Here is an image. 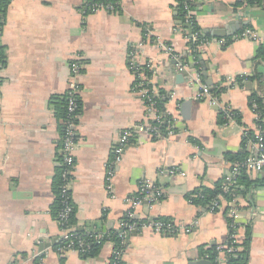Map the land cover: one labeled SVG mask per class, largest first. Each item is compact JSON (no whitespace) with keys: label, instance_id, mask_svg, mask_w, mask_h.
<instances>
[{"label":"crops","instance_id":"1","mask_svg":"<svg viewBox=\"0 0 264 264\" xmlns=\"http://www.w3.org/2000/svg\"><path fill=\"white\" fill-rule=\"evenodd\" d=\"M238 1L193 0L202 33L236 31L200 48L199 64L189 53V30L177 18L178 0H120L114 14H91L83 8L84 0L9 1L0 36V264H108V241L96 257L87 259L76 252L59 254L54 247L61 232L50 206L61 134L51 100L65 95L73 82L81 101L71 184L77 228L87 230L92 224L101 230L109 224L116 230L127 210L125 200L137 196L139 182L148 180L163 191V198L149 209L143 206L140 220L193 227L175 236L149 231L130 235L123 264H196L207 261L204 252L210 247L226 243L227 214L233 205L227 209L222 202L209 213L190 204L187 196L230 178L226 154L239 152L244 133L255 130L248 99L252 93L264 97V85L250 80L261 74L264 83V62L254 60L260 46L232 40L246 26L264 34V8H235ZM168 48L179 61L189 56V63L199 66L186 72L183 83L175 79L181 72L175 70ZM133 49L139 63L150 64L148 85L172 117L175 136L151 139L137 134L115 168L111 195L105 188L111 150L123 130L146 119L129 69ZM71 63L81 67L77 78L70 73ZM196 75L210 98L197 97V88L190 84ZM222 108L239 115L237 124H219ZM170 171L182 175L171 176ZM263 176L247 175L250 180ZM235 205L246 224L241 241L250 235L246 264H264V186L239 196Z\"/></svg>","mask_w":264,"mask_h":264},{"label":"built area","instance_id":"2","mask_svg":"<svg viewBox=\"0 0 264 264\" xmlns=\"http://www.w3.org/2000/svg\"><path fill=\"white\" fill-rule=\"evenodd\" d=\"M179 5L182 6L183 11H185L184 22L185 25L189 27L193 23H196L195 20V9H192L193 0H178ZM83 8L91 13L96 14L98 12H104L108 14L117 13L120 10V0H102L100 2H93L91 0H84ZM1 36V35H0ZM200 36L199 32L189 33L188 43L197 44V50L204 47L208 44L210 40H198ZM248 40L257 44L258 46H264V34H259L254 30L246 29L239 34H236L232 40ZM218 43L223 44V40H217ZM139 48L142 46L139 45ZM167 54L170 55L174 63V68L177 72H188L192 67L182 64L179 61L178 56H172V50L170 48L166 49ZM190 53V52H189ZM138 51L133 49L129 55V69L134 76V92L141 96L142 102L144 105V110L146 113V119L140 124L123 130L117 139L116 145L112 148L110 154V160L106 166V177H105V188L108 194L113 192V178L115 176V168L120 164L122 156L126 148H128L132 140L137 134H144L151 139H169L175 136L173 119L172 117L167 116L165 113H160L156 109L154 98L157 97V94L153 89H148L147 85L149 80L143 72V68L150 69L149 62L139 63L138 61ZM81 67L77 63H71L70 73L73 78H77L80 75ZM4 72V64L0 61V81L2 74ZM199 75L194 76L190 80V84L197 88V97L198 98H210V90L200 84ZM230 83L233 85L237 84V80H232ZM240 83H246L245 78H240ZM136 90V91H135ZM67 98V112L70 115L69 120L65 126V130L61 136L59 156L60 164L63 168L61 178L63 185L61 186L62 197L66 199L71 198V184H72V174L75 167V150H76V126L74 124V116L72 114L75 111L76 98L79 97V90L76 86V82H73L69 85L68 90L65 93ZM251 110L255 115V130L253 138L248 140L245 145V151L247 152V157L242 162H235L231 164L230 178L226 179L221 191L226 193L229 188H231L235 182L236 177L244 172L246 175H260L264 172V140L262 134L257 126V122L260 120V115L256 110V106L252 105ZM221 114L224 119L223 125L228 124H237L238 120L229 108H222ZM78 118V117H77ZM246 132L244 133V135ZM243 135V137H244ZM171 176L182 175L178 171H170ZM163 198V191L148 180H142L138 184V194L135 197H131L125 200L127 210L124 216V221H121L118 225L116 231L118 233L119 243L115 246L112 244V251L108 264H123V254L127 245V237L132 234H137L142 231H149L151 234L158 236H175L180 234H186L190 232V229L193 227V224L190 226L175 225L171 221L162 220V219H144L140 220L138 217V211L144 206L145 208H150L153 205L158 204ZM220 199L218 197L217 201L211 203L204 208H201L205 212L213 213L220 208ZM238 197L234 196L231 204V207L228 210L227 217L229 219V233L227 235L226 243L216 247L217 256L211 261L208 259V256H205L204 259L209 261L211 264H225V256L227 254L236 253L241 250L240 244L242 243L240 238L241 230L246 226L245 223H242L239 209L236 208L235 203L237 202ZM191 204V201L188 200ZM70 208L65 207L59 215V220L61 223L57 224L63 226L64 222L67 220L68 215L70 214ZM60 228L61 236L58 239L60 240H69L73 238L76 243L68 242L65 246L56 247L55 250L59 254L64 252H76L83 256L87 253V248L80 236L75 234L72 230H63ZM108 231L105 233H95V240L100 241ZM109 242V241H108Z\"/></svg>","mask_w":264,"mask_h":264},{"label":"trees","instance_id":"3","mask_svg":"<svg viewBox=\"0 0 264 264\" xmlns=\"http://www.w3.org/2000/svg\"><path fill=\"white\" fill-rule=\"evenodd\" d=\"M10 0H0V35H1V27H2V22H3V16H4V12L6 9L7 4L9 3ZM102 0H91V3L93 2H100ZM110 1V0H109ZM235 8H246V7H262L264 8V0H239L238 2H236L233 5ZM192 9H194V6H191ZM184 17H185V11H183L182 6L179 5L178 6V21L181 23H184L182 21H184ZM190 32L193 34L195 32H199L200 36H198V40L204 39V40H211L213 39L212 37H210L209 35H205L203 34L199 27L197 26L196 23H192L190 25ZM249 27L246 26L243 30L248 29ZM242 30V31H243ZM241 33V32H240ZM239 34V33H237ZM228 44L231 41V38H227ZM197 44H189V52L190 55H192L194 58V62L199 61L198 59V55H199V51L197 50ZM1 50L2 48L0 47V54H1ZM254 60L257 61V63L259 62H264V46H260L257 53H256V57L254 58ZM0 61L3 63L2 61V57L0 55ZM182 64L188 65L189 67H193L195 66V64L189 63V56H185L184 58L181 59ZM4 64V63H3ZM199 64V62H198ZM197 67H199L198 65H196ZM195 66V67H196ZM143 72L147 77L151 76V71L148 69L143 68ZM250 80L256 81L258 86H263V78L261 76V74H254L251 76ZM147 88L150 89V85H147ZM217 92V89H213V95H215ZM163 94V92H162ZM155 101V106L156 109L158 110V112L160 113H164L163 111V104H162V100L160 98L155 97L154 98ZM249 102V106L251 107L252 105L256 106V110L260 115V120L257 122V126L262 134V138L264 140V97L261 98L259 97L257 94L252 93L248 99ZM52 103V107L56 112V116L59 119L60 125V134L62 136L64 130H65V126L67 122H71L69 120L70 115L67 112V98L65 95L63 96H56L53 97L51 100ZM76 108L74 113L72 114V116H74V124L77 125L78 124V119L81 113V101L80 98H76V102H75ZM237 120L239 121V115L236 114L234 112ZM78 117V118H77ZM224 123V119L222 114L219 115V124H223ZM254 136V132L253 131H246V134L244 135V137L242 138V144H241V150L239 152H237L236 154H226V160L228 162L235 163V162H242L246 157H247V152L244 150L245 149V145L246 142L248 140H250L251 138H253ZM58 161H59V165H58V169L56 170V175L54 177L53 180V187H52V192L54 194V200L52 205L50 206V215L52 217V219H54V221L59 224L61 223L59 220V215L60 213L63 211V209L65 207H69L70 210V214L68 215L67 220L64 222L63 226H59L61 227V229L63 230H72L75 234H78L80 236V240H82L87 248V253L85 255H83L82 257L87 259V258H94L98 255L99 250L101 248L102 243L104 242H112L115 244V246L118 245L119 240L117 238L118 233L116 230H108V232L103 235L102 239L100 241L95 240V233H86L84 232H80L79 229L76 226V222L74 219L75 216V206L72 202V199H64L62 197V193H61V186L63 185V181L61 178V174L63 172V168L60 164L61 160H60V156L58 157ZM224 184V181L218 182L216 185H214V187L212 189H206V188H200L197 189L193 192H191L190 194H188L187 199L191 201V204H193L194 206L200 207V208H204L205 206L210 205L211 203L217 201L218 197H221L220 199V205L222 204V202H225L228 205L229 209V204L232 202L233 197H239V196H243L245 197L246 193L248 194L249 192H251L253 189L258 188V187H263L264 186V176L257 179V180H250L247 175L242 172L240 173L236 179L235 182L233 184V186L231 188H229V190L226 193H223L221 191V188ZM125 219L123 218L122 221H124ZM126 221V220H125ZM249 232L247 233V238L246 240H244L241 244V250L236 252V253H232V254H227L225 256L226 259V263L225 264H246L247 263V253H248V244H249ZM68 242H73L76 243V241L73 238H70L69 240H60V242H58L56 245H54V247H62L65 246ZM217 246H212L210 247L207 251L204 252L205 256H208L209 260H213L216 256H217Z\"/></svg>","mask_w":264,"mask_h":264},{"label":"water","instance_id":"4","mask_svg":"<svg viewBox=\"0 0 264 264\" xmlns=\"http://www.w3.org/2000/svg\"><path fill=\"white\" fill-rule=\"evenodd\" d=\"M245 25L246 24H241V28H243ZM185 27L188 28L189 33H190L189 27L186 25H185ZM235 32H236L235 30H232L231 32H229L228 30H225V29H215V30H204L203 33L205 35H209L212 38L221 39V38H226V37H229L231 35H234ZM187 76H188V74L186 72H181L175 76V79H176L177 83H183L184 81H186ZM203 76L206 79V85L209 88H211L212 83H211V80L207 79V72L206 71L203 73ZM186 106H187V104L184 105V107H186ZM107 229L108 230L111 229V226L109 224L107 225V227H104L101 230L94 229V225L91 224L90 228H88L87 230L81 228L79 231L80 232L85 231L86 233H101V232L105 233ZM129 236L127 237V239H129ZM196 264H211V263L209 261L203 260L200 262H196Z\"/></svg>","mask_w":264,"mask_h":264}]
</instances>
